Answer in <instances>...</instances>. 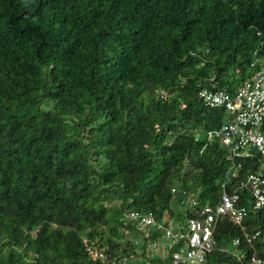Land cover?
Wrapping results in <instances>:
<instances>
[{"label":"trees","instance_id":"16d2710c","mask_svg":"<svg viewBox=\"0 0 264 264\" xmlns=\"http://www.w3.org/2000/svg\"><path fill=\"white\" fill-rule=\"evenodd\" d=\"M260 66L264 0H0V264L139 262L159 224L185 230L229 167L206 134L226 112L199 91L233 92ZM254 161L228 187L247 215L217 219L206 264L264 258V208L239 188Z\"/></svg>","mask_w":264,"mask_h":264},{"label":"built area","instance_id":"2783aa9c","mask_svg":"<svg viewBox=\"0 0 264 264\" xmlns=\"http://www.w3.org/2000/svg\"><path fill=\"white\" fill-rule=\"evenodd\" d=\"M199 97L204 104L214 108H223L226 119L218 128L207 131L208 140L218 138L228 150L229 167L227 169L222 192L218 204L205 205L197 211L196 216L186 221V229H174L172 226L159 224L163 231V239L152 240L148 245L147 258L143 264H187L198 261L204 263L207 253L216 247L214 231L217 219L226 216L236 224H240L247 215V208L239 206V193L229 190V183L237 175L241 159L255 157L253 164L256 169L247 173L239 188L248 189L252 197L254 209L264 208V67L260 66L250 77L239 82L233 92L226 89L204 88L199 91ZM190 206L197 205L194 193L187 197ZM128 221L135 222L138 228L146 230L156 225L151 212L129 211ZM259 231L245 232L243 239L252 244L259 238ZM240 243V238L232 242L234 246ZM173 250H170L172 247ZM97 258H105L102 252L94 249ZM161 255V262H151ZM134 257L127 258L123 264H141ZM251 264H264V258L251 254Z\"/></svg>","mask_w":264,"mask_h":264},{"label":"rangeland","instance_id":"374dc122","mask_svg":"<svg viewBox=\"0 0 264 264\" xmlns=\"http://www.w3.org/2000/svg\"><path fill=\"white\" fill-rule=\"evenodd\" d=\"M174 227L178 224L177 221L171 223ZM230 252L235 253L236 255L240 256L241 251H239L236 247L231 246L229 249ZM210 264H213V259H210ZM187 264H206V263H200L198 261L188 262Z\"/></svg>","mask_w":264,"mask_h":264}]
</instances>
